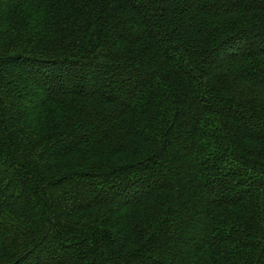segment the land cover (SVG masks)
I'll return each instance as SVG.
<instances>
[{
  "label": "trees",
  "instance_id": "16d2710c",
  "mask_svg": "<svg viewBox=\"0 0 264 264\" xmlns=\"http://www.w3.org/2000/svg\"><path fill=\"white\" fill-rule=\"evenodd\" d=\"M0 264H264V0H0Z\"/></svg>",
  "mask_w": 264,
  "mask_h": 264
}]
</instances>
